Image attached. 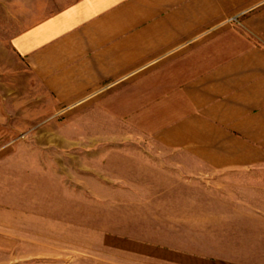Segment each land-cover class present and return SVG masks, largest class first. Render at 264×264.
<instances>
[{
	"label": "crops",
	"instance_id": "0c3cea01",
	"mask_svg": "<svg viewBox=\"0 0 264 264\" xmlns=\"http://www.w3.org/2000/svg\"><path fill=\"white\" fill-rule=\"evenodd\" d=\"M13 47L57 106L79 110L80 125L125 126L129 140L201 173H264V0H73ZM244 189L191 202L190 217L177 202L144 220L156 223L148 232L111 228L96 254L61 245L70 219L39 220L31 249L23 222H0V264H257L241 254L264 252V214L249 210L264 190Z\"/></svg>",
	"mask_w": 264,
	"mask_h": 264
},
{
	"label": "rangeland",
	"instance_id": "374dc122",
	"mask_svg": "<svg viewBox=\"0 0 264 264\" xmlns=\"http://www.w3.org/2000/svg\"><path fill=\"white\" fill-rule=\"evenodd\" d=\"M72 1L0 0V222L12 229L17 220L20 227L23 222L28 233L20 239L31 249L38 239L31 237L37 224L54 218L62 228L59 220L70 219L71 236L58 238L61 245L72 253L96 254L107 240L106 231L125 223L136 234L148 232L144 220L174 213L181 208L177 202L190 217L188 204L197 199L231 193L236 198L245 186L264 190V173H201L187 158L154 142L137 136L129 140L125 126L80 125L78 109L57 106L33 80L13 39ZM202 184L211 187H197ZM231 209L221 206L218 213ZM249 210L264 214V191ZM215 224L216 229L224 226L222 220ZM148 225L155 228L156 223ZM216 237L223 243L221 235ZM11 239L14 244L18 238ZM259 243L264 244V237ZM241 255L264 264V252Z\"/></svg>",
	"mask_w": 264,
	"mask_h": 264
}]
</instances>
